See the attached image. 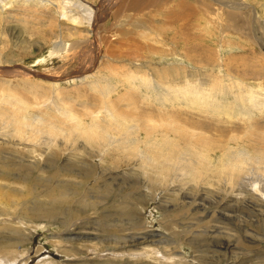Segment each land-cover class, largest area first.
Returning <instances> with one entry per match:
<instances>
[{
    "label": "rangeland",
    "instance_id": "obj_1",
    "mask_svg": "<svg viewBox=\"0 0 264 264\" xmlns=\"http://www.w3.org/2000/svg\"><path fill=\"white\" fill-rule=\"evenodd\" d=\"M132 2L0 0V264H264V160L221 172L264 128V0Z\"/></svg>",
    "mask_w": 264,
    "mask_h": 264
},
{
    "label": "bare ground",
    "instance_id": "obj_2",
    "mask_svg": "<svg viewBox=\"0 0 264 264\" xmlns=\"http://www.w3.org/2000/svg\"><path fill=\"white\" fill-rule=\"evenodd\" d=\"M135 0H133V2H132V4L133 5H136V3L134 2ZM161 2V1H160ZM141 3V2H140ZM139 3V4H140ZM149 3V2H148ZM138 4V5H139ZM155 4V3H154ZM184 4V3H183ZM186 4L187 3H185V6H183V5H181L182 7H186L187 8V6H186ZM140 6V5H139ZM76 7L78 8V11H79V13H80V15H82L83 14V16H85L86 18H88L89 19V21H91V19L93 18V10L92 9H90V8H87V6L86 5H82V4H80V3H78L77 5H76ZM191 8V7H190ZM189 8V9H190ZM189 9H187V10H189ZM187 10H183V11H187ZM174 13V12H173ZM177 14V13H176ZM184 14V13H183ZM178 15V14H177ZM176 15V16H177ZM183 16H185V15H182L181 17H183ZM173 17V16H172ZM175 17V16H174ZM179 17V16H178ZM78 17H76V19H77ZM186 18V17H185ZM182 19H184V18H182ZM171 20H172V18H171ZM175 21H176V19H174ZM77 21V20H76ZM183 28H186V26H184ZM186 33V32H185ZM164 71V70H163ZM166 72V71H165ZM173 72V71H172ZM170 73V72H169ZM186 76V75H185ZM161 82V81H160ZM166 83V82H165ZM170 83V82H169ZM149 85V84H148ZM171 85V84H170ZM150 86H151V84H150ZM152 86H154V85H152ZM164 86V85H163ZM163 86H158L159 88L158 89H160L161 87H163ZM169 86V85H168ZM111 88V87H110ZM171 88V87H170ZM114 88H112V90H113ZM156 89V88H155ZM161 89H163V88H161ZM160 89V90H161ZM110 90V89H109ZM115 90V89H114ZM113 90V91H114ZM203 90V89H202ZM231 90V89H230ZM108 91V90H107ZM112 91V92H113ZM150 91V90H149ZM156 91H158V90H156ZM163 91V90H162ZM169 91V90H168ZM224 91V90H223ZM109 92V91H108ZM160 92V91H159ZM158 92V93H159ZM171 93V92H170ZM193 93V92H192ZM220 93V92H219ZM230 93H232V91L230 92ZM160 94V93H159ZM163 94V93H162ZM197 94H198V92H197ZM235 94V93H234ZM157 95V94H156ZM201 96V95H200ZM205 96V95H204ZM254 96V95H253ZM165 97V96H164ZM190 97H192L191 95H190ZM157 98H158V96H157ZM156 98V99H157ZM167 98H170V97H167ZM174 98V97H173ZM195 98V97H194ZM198 98V97H197ZM207 98V97H206ZM237 98V97H236ZM209 99V98H208ZM244 99V98H243ZM248 99V98H247ZM261 99V98H260ZM175 100H177V99H175ZM215 100V99H214ZM237 100V99H236ZM158 101V100H157ZM161 101V100H160ZM171 101H172V99H171ZM204 101V100H203ZM213 101V100H212ZM220 101V100H219ZM238 101V100H237ZM253 101V100H252ZM175 102V101H174ZM208 102H209V100H208ZM224 102V101H223ZM204 103V102H203ZM229 103V102H228ZM231 103V102H230ZM239 103V102H238ZM164 104V103H163ZM166 104V103H165ZM216 104V103H215ZM218 104V103H217ZM16 105H18V107H19V109L20 110H24L25 111V109L28 107V103H27V101L26 100H24V99H19L17 102H16ZM235 105V104H234ZM201 106V105H200ZM219 106V105H218ZM245 106V105H244ZM165 107H166V105H165ZM168 107V106H167ZM216 107V106H215ZM247 107V106H246ZM258 107V106H257ZM199 108H201V107H199ZM203 108V107H202ZM208 108V107H207ZM217 108V107H216ZM220 108V107H219ZM218 108V109H219ZM229 108H232V106L231 107H229ZM211 109V108H210ZM214 109V108H213ZM220 110V109H219ZM224 110V109H223ZM234 110V109H233ZM164 111V110H163ZM248 111V110H247ZM215 112V111H214ZM218 112V111H217ZM224 112V111H223ZM233 112V111H232ZM235 112V111H234ZM241 112H243V111H241ZM245 112V111H244ZM18 113V112H17ZM163 114V113H162ZM214 114V113H213ZM216 115V114H215ZM246 115V114H245ZM163 116H164V114H163ZM162 116V117H163ZM172 116V115H171ZM205 116V115H204ZM142 117H143V115H142ZM160 117H161V112H160ZM167 117H169V116H167ZM46 118V117H45ZM73 118H74V115H71V118L70 119H72L73 120ZM104 118H106V116L104 117ZM112 118H114V117H112ZM176 118H178V117H176ZM213 118V117H212ZM233 118V117H232ZM250 118V117H249ZM48 119V118H47ZM67 119H69V118H67ZM143 119H145V117L143 118ZM159 119V118H158ZM165 119V118H164ZM9 123H12V122H14L16 125L15 126H19L21 129H25V128H23V127H21L22 125H21V118H17V117H15V116H13L12 114L10 115V117H9ZM77 120V119H76ZM117 120V119H116ZM160 120V119H159ZM177 120V119H176ZM252 120V119H251ZM6 121V120H5ZM12 121V122H11ZM47 121V120H46ZM49 121V120H48ZM53 121V120H52ZM113 121H115V120H113ZM154 121V118H152V117H150L149 119H148V122H146L147 123V125L149 126V127H152V128H154L153 127V124H152V122ZM162 121V120H161ZM173 121H174V119H173ZM178 121H179V119H178ZM70 122V121H69ZM72 122V121H71ZM162 122H164V121H162ZM169 119H168V122L166 121L165 123L167 124H169ZM244 122V121H243ZM111 123V122H110ZM158 123V122H157ZM161 123V122H160ZM184 123V122H183ZM218 123V122H217ZM217 123H216V125H217ZM245 123V122H244ZM250 123V122H249ZM248 123V124H249ZM252 123V122H251ZM52 123H48V122H46V124H45V128L47 129V131H45L46 133H48V132H50V133H48L50 136H52V137H54V139L57 137V136H59L61 133H60V129H58L57 127H54L53 125H51ZM94 124V123H93ZM98 124V123H97ZM96 124V125H97ZM115 124V123H114ZM186 123H184V126H187V125H185ZM193 124V123H192ZM254 124H256V123H254ZM260 124V123H259ZM111 125V124H110ZM109 125V126H110ZM199 125V124H198ZM207 124H205V126H206ZM220 125V124H219ZM218 125V126H219ZM257 125V124H256ZM82 126V125H81ZM100 126V125H99ZM116 126V125H115ZM114 126V127H115ZM136 126V125H135ZM134 126V127H135ZM161 126V125H160ZM162 126H163V124H162ZM165 126V125H164ZM195 126V125H194ZM203 126V125H202ZM201 126V129L202 128H204V127H202ZM214 126V125H213ZM246 126V125H245ZM249 126V125H248ZM253 126V123L251 124V127ZM42 127V126H41ZM72 127H74L75 129H76V132H79V133H81L82 134V137H83V135H85V136H87V137H92L90 134H89V132H88V129L87 130H82L81 131V127H80V124L79 123H77V122H75L74 124H72ZM111 127V126H110ZM134 127H132V128H134ZM198 127V126H197ZM207 127V126H206ZM220 127V126H219ZM263 127V126H262ZM262 127H260V125H259V127L257 128V127H255V126H253L252 128H248V127H246V132L250 135V139L253 141V142H255L256 144H260V146H258V145H255L254 146V148H253V151H256V149H258L259 148V150L262 148V150H261V152H264V128H262ZM116 128H118V125H117V127ZM116 128H114V130L116 129ZM136 128V127H135ZM164 128H166V127H164ZM192 128V127H191ZM216 128H217V126H216ZM222 128V127H221ZM121 129H122V127H121ZM125 130H131V126H129V127H127V128H124ZM137 129H138V132H140V130H139V128L137 127ZM190 129V128H189ZM193 129V128H192ZM206 129V128H205ZM218 129V128H217ZM224 129V128H223ZM237 129V128H236ZM239 129V128H238ZM71 130H73V129H70V131ZM78 130H80V131H78ZM117 130H120V129H117ZM125 130H123V131H125ZM153 130V129H152ZM181 130H182V128L180 127V125L178 126V125H176V127H174V128H172V132H181ZM194 130V129H193ZM192 130V131H193ZM210 130V129H209ZM220 130V129H219ZM218 130V131H219ZM42 131V130H41ZM44 131V130H43ZM69 131V132H70ZM75 131V130H74ZM135 131V130H134ZM144 131V130H143ZM163 131V130H162ZM161 131V132H162ZM171 131V130H170ZM169 131V132H170ZM186 131V130H185ZM184 131V132H185ZM190 131H191V129H190ZM198 131H200L199 129H198ZM204 131V130H203ZM206 131H208V130H206ZM121 132V131H120ZM126 132V131H125ZM142 132V131H141ZM147 132V131H146ZM152 132H154V131H152ZM159 132V131H158ZM202 132V131H201ZM214 132H216V130L214 131ZM224 131H222V133H223ZM240 132H242V131H240ZM245 132V131H244ZM43 133V135H44V132H42ZM42 133H41V135H42ZM79 133H78V135H79ZM149 133H150V130H149ZM148 133V134H149ZM160 133V132H159ZM210 133V132H209ZM221 133V134H222ZM69 134H71V133H69ZM127 134V133H126ZM155 134V133H154ZM163 134H164V132H163ZM224 134V133H223ZM236 134H237V131H236ZM77 135V136H78ZM123 135H125V134H123ZM168 135V134H167ZM170 135V134H169ZM177 135H178V133H177ZM181 135V134H180ZM212 135V134H211ZM210 135V136H211ZM237 135H239V134H237ZM237 135H235V136H237ZM241 135V134H240ZM80 136V135H79ZM84 136V137H85ZM99 136V135H98ZM151 136V135H150ZM158 136V135H157ZM164 136V135H163ZM166 136V135H165ZM182 136V135H181ZM184 136L187 138V141H188V139L190 140L191 138H196V139H198V140H202V138H204V135H203V137L202 136H199V135H197L196 133H186V134H184ZM205 136H206V134H205ZM234 136V135H233ZM232 136V137H233ZM246 136V135H245ZM71 137V136H70ZM120 137V136H119ZM202 137V138H201ZM213 137V136H212ZM94 138V137H93ZM128 138V137H127ZM147 138V137H146ZM156 138V137H155ZM208 138V137H207ZM211 138V137H210ZM58 139V138H57ZM84 139V138H83ZM91 139V138H90ZM98 139V138H97ZM130 139V138H129ZM216 139V138H215ZM218 139H220V138H218ZM243 139V138H242ZM245 139V138H244ZM223 140V139H222ZM93 141V140H92ZM139 141V140H138ZM149 141V140H148ZM160 141V140H159ZM158 141V142H159ZM110 142V141H109ZM115 142H119V146H122V145H124L125 146V143L127 142L125 139H120V140H117V141H115ZM144 142V141H143ZM154 142V141H153ZM208 141H205V140H203V143L205 144V143H207ZM216 143H217V140L215 141ZM214 141H213V138H212V143L214 144L215 143ZM221 143H222V141H220ZM253 142H251V143H253ZM146 143V141L144 142V144ZM157 143V142H156ZM227 143V142H226ZM105 144V143H104ZM138 144V143H137ZM219 144V143H218ZM217 144V145H218ZM207 145V144H206ZM211 146H212V144H210ZM215 145V144H214ZM160 146L161 147H164V148H166L167 150H169V151H175L176 150V144L173 142V139L171 138V137H165L164 138V140L162 141V143L160 144ZM189 146L190 147H192L191 146V144H189ZM204 146V145H203ZM204 147H207V146H204ZM223 147H224V145H223ZM228 147V146H227ZM214 148V147H213ZM206 149V148H205ZM204 149V150H205ZM208 149H210V148H208ZM239 150V149H238ZM191 155H195L196 157H198V156H200L201 155V157H204V158H208L210 155H208V153H206V152H204L203 151V153L201 152H198L197 150H195L193 147L191 148ZM252 150H244V151H242V152H238V153H236V154H234L233 155V157H232V159H231V162L230 163H224V168H225V170H223L222 168H221V172H224L225 171V174H230V175H232L233 177H235V178H241V176H242V174L244 173V172H246V169L248 168L247 166H249L248 164H254V163H256V162H260V161H262V160H264V153H261L260 154V158H258V157H251L252 156V152H253ZM156 152H157V150H156ZM210 152H212V151H210ZM183 157V156H182ZM179 158H181V157H179ZM210 158V157H209ZM142 159H143V157H142ZM144 160V159H143ZM250 160H253L251 163H249L250 162ZM145 161V160H144ZM223 161V160H222ZM146 162V161H145ZM150 162H151V160H150ZM168 163V162H167ZM181 163V162H180ZM222 163V162H221ZM152 164H155V163H153L152 162ZM149 165V164H148ZM161 165V164H160ZM169 165V164H168ZM211 165V169H212V164H210ZM243 165V166H242ZM216 166V165H215ZM219 166V165H218ZM55 167V166H54ZM179 167H181V166H179ZM183 167H187L186 166V164L184 163V165H183ZM220 167H221V165H220ZM24 168H21V170H23ZM228 169H230L229 171H227ZM66 170V169H65ZM67 170H68V168H67ZM197 171V169H194V168H192L191 169V171ZM12 171H13V167H12V165L11 166H8V165H6V164H4V165H2L1 167H0V180H3L4 181V179H8V178H11V177H13V175H12ZM50 171V170H49ZM56 171V170H55ZM69 171V170H68ZM67 171V172H68ZM51 172V171H50ZM14 173V172H13ZM22 173V172H21ZM59 173V172H58ZM68 173H70V172H68ZM72 173V172H71ZM70 173V174H71ZM89 173V172H88ZM197 173V172H196ZM12 175V176H11ZM29 175H31V174H29ZM29 175H22V180H24L25 182H28V181H30L29 180ZM50 175H52V174H50ZM49 175V176H50ZM82 175V174H81ZM71 176V175H70ZM54 177V176H53ZM56 178V177H55ZM48 179V178H47ZM49 180V179H48ZM239 180V179H238ZM23 181V182H24ZM52 181V180H51ZM51 181H49V182H51ZM24 182V183H25ZM53 182V181H52ZM32 183H34V182H32ZM14 184V183H13ZM25 185V184H24ZM31 185V184H30ZM23 186V185H22ZM7 187V186H6ZM27 187V186H26ZM25 187V188H26ZM30 187H28L27 189L28 190H30L29 189ZM33 190V189H32ZM62 191V193L63 194H60V197H62L61 198V202L62 203H66L67 201H68V199L65 197V193H67V190L65 191V190H61ZM27 192V191H26ZM29 192V191H28ZM32 193V192H31ZM26 195H27V193H26ZM5 196V195H4ZM25 196V195H24ZM23 198V197H22ZM28 198V197H27ZM24 199V198H23ZM51 199H53V200H55L56 201V199H55V197H52ZM11 200V199H10ZM13 200V199H12ZM21 200V199H20ZM54 201V202H55ZM23 202V201H22ZM53 202V203H54ZM52 203V204H53ZM58 204V203H57ZM11 205H13V204H11ZM54 205V204H53ZM53 205L51 206L50 204H47V205H41V206H39V207H37L36 208V210H37V213H39V211L38 210H40V209H42V211H41V213L42 214H44L45 215V213H50L52 210H53ZM56 205V204H55ZM65 205V204H64ZM5 206V205H4ZM22 207H23V204H22ZM48 207V208H47ZM5 208V207H4ZM56 208V207H55ZM3 208H1L0 210H2ZM6 209V208H5ZM58 209V208H57ZM63 209V208H62ZM7 210V209H6ZM24 212V211H23ZM55 212V211H54ZM58 212V211H57ZM1 213H3V212H1ZM56 213V212H55ZM34 215V214H33ZM49 215V214H48ZM48 217V216H47ZM36 218V217H35ZM6 229V228H5ZM16 233V232H15ZM5 248V247H4ZM3 251V250H2ZM150 252V251H149ZM5 253V252H4Z\"/></svg>",
    "mask_w": 264,
    "mask_h": 264
},
{
    "label": "water",
    "instance_id": "obj_3",
    "mask_svg": "<svg viewBox=\"0 0 264 264\" xmlns=\"http://www.w3.org/2000/svg\"><path fill=\"white\" fill-rule=\"evenodd\" d=\"M93 8H94L95 12H97V16H98L100 12L97 11V8H99V6H97V7L96 6H93ZM108 8L109 7L107 6L104 10L106 11V10H108Z\"/></svg>",
    "mask_w": 264,
    "mask_h": 264
}]
</instances>
